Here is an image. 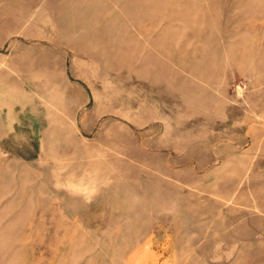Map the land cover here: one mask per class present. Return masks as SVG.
<instances>
[{"label":"rangeland","instance_id":"374dc122","mask_svg":"<svg viewBox=\"0 0 264 264\" xmlns=\"http://www.w3.org/2000/svg\"><path fill=\"white\" fill-rule=\"evenodd\" d=\"M0 264H264V0H0Z\"/></svg>","mask_w":264,"mask_h":264}]
</instances>
